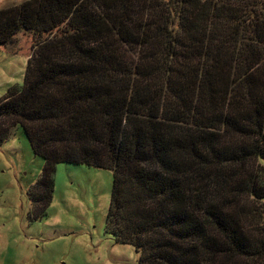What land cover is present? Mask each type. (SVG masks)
<instances>
[{
  "label": "trees",
  "instance_id": "trees-1",
  "mask_svg": "<svg viewBox=\"0 0 264 264\" xmlns=\"http://www.w3.org/2000/svg\"><path fill=\"white\" fill-rule=\"evenodd\" d=\"M21 32L0 142L21 128L45 162L36 219L57 165L101 168L106 231L139 264H264V0H26L0 47Z\"/></svg>",
  "mask_w": 264,
  "mask_h": 264
},
{
  "label": "rangeland",
  "instance_id": "rangeland-1",
  "mask_svg": "<svg viewBox=\"0 0 264 264\" xmlns=\"http://www.w3.org/2000/svg\"><path fill=\"white\" fill-rule=\"evenodd\" d=\"M25 1L0 0V10ZM36 40L33 32H21L13 44L0 47V100L12 86H23ZM44 164L21 128L0 142V264H139L135 248L117 243L106 231L113 173L57 165L53 201L36 219L29 194Z\"/></svg>",
  "mask_w": 264,
  "mask_h": 264
}]
</instances>
